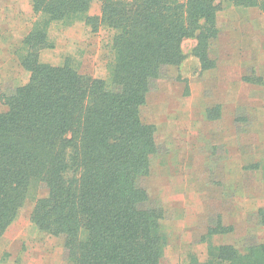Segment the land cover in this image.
Here are the masks:
<instances>
[{"label": "trees", "instance_id": "trees-1", "mask_svg": "<svg viewBox=\"0 0 264 264\" xmlns=\"http://www.w3.org/2000/svg\"><path fill=\"white\" fill-rule=\"evenodd\" d=\"M224 1L264 10V0H32L37 19L20 55L31 78L1 95L0 242L32 190L44 188L31 223L63 240L70 264H166V211L140 185L159 152L142 109L168 70L187 60L185 41H197L192 53L203 70L215 68L209 53ZM94 2L99 16L90 14ZM78 21L113 32L107 79L41 62L55 48L52 25ZM189 264H264V243L245 251L210 243L206 261L192 255Z\"/></svg>", "mask_w": 264, "mask_h": 264}, {"label": "rangeland", "instance_id": "rangeland-1", "mask_svg": "<svg viewBox=\"0 0 264 264\" xmlns=\"http://www.w3.org/2000/svg\"><path fill=\"white\" fill-rule=\"evenodd\" d=\"M221 8L220 34L209 53L215 68L203 70L192 53L197 41H185V64L168 70L142 109L143 121L156 126L159 152L140 185L166 211V264H189L192 255L204 262L210 243L241 251L264 243V10L228 1ZM101 10L94 2L90 14ZM36 19L32 0H0V31L13 34L12 42L0 40V112L6 110L1 95L31 78L20 55ZM112 38L109 29L93 33L82 21L54 23L55 48L43 51L40 60L69 63L82 74L107 79ZM47 193L32 190L0 242V264H70L63 240L41 234L31 223L36 200ZM222 228L210 236V230Z\"/></svg>", "mask_w": 264, "mask_h": 264}, {"label": "crops", "instance_id": "crops-1", "mask_svg": "<svg viewBox=\"0 0 264 264\" xmlns=\"http://www.w3.org/2000/svg\"><path fill=\"white\" fill-rule=\"evenodd\" d=\"M8 22H10V20L8 21ZM2 23L5 25L6 24V22H4V21H2ZM14 20H12V22H11V25L12 26H14ZM6 32H1L0 31V40H5V41H8V42H12V39H13V37H12V32H9V33H7V34H5ZM27 33V32H26ZM9 47H11V45H9ZM186 62V61H185ZM185 62H184V64H185ZM183 64V65H184ZM183 65L182 66H180V67H183ZM178 69H179V67H178ZM148 99H149V96H148ZM148 102V101H147Z\"/></svg>", "mask_w": 264, "mask_h": 264}]
</instances>
